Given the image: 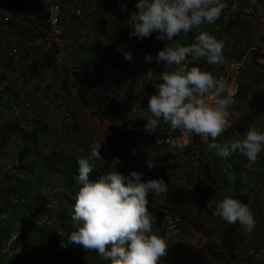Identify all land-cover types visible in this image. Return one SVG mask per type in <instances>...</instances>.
<instances>
[{"label": "clouds", "instance_id": "obj_1", "mask_svg": "<svg viewBox=\"0 0 264 264\" xmlns=\"http://www.w3.org/2000/svg\"><path fill=\"white\" fill-rule=\"evenodd\" d=\"M224 1L230 2V0H136L135 8L138 11L130 14L129 23L127 24L130 28L129 37L143 40L151 37L154 32L158 33L149 41V45L151 44L149 48L145 49L144 47V59L147 64L142 65V68L145 72L147 68L149 82L151 81L152 85L155 83L152 80L154 71L156 74L159 71L156 72V68L152 69V66L156 63L158 70L161 67L160 63H165L167 66L175 65L176 67L173 71L160 72L158 79L160 83L154 84L155 92L148 99H144L143 95H141V90H139L140 87H138L139 85L141 88L143 87L144 80H146L144 78L136 84L135 82H130L126 89L127 91L120 94V96L121 101L124 102V116L129 120L137 115L142 117L144 121L142 126H144V131L147 133L145 135H154L158 132L162 128L160 125L162 120L173 129H182L187 133L198 135L197 141L199 142L200 140L202 146L207 145L208 150H214L219 159H225L224 163L227 158L233 157L235 162L241 165V168L243 165L245 172L251 174L258 155L264 151L263 124L261 128L248 126L243 133H239V138L234 140L226 139L222 145L210 140V137L214 141L222 133L228 131L226 127L230 117V107L235 103L234 95L236 92L234 95L230 92H225V84L219 79L222 75H226L225 73H220V68L224 66L226 61L223 52H225V41L228 38L217 39L208 32L201 31L196 33L193 30L200 28L203 24L211 25L220 19L223 9L226 8ZM120 10L122 12L125 11L126 5H121ZM262 12H264V9ZM251 18H254L257 23V19L254 16L233 14L229 21L224 20L223 23L226 22L227 27L222 29L230 38L229 24L232 20L239 19L241 21ZM261 23L263 24V21ZM259 28L262 29V25H259ZM181 33L183 34L180 35ZM188 33L192 34L190 35L191 37L186 36ZM261 33L263 32H258L257 39L260 38L262 40ZM47 34L49 36L48 27ZM184 37H186V40H183ZM179 38L181 39L180 42H178ZM155 39L161 40L160 48L164 46L157 54L155 53L157 48L153 44L156 42ZM239 44L244 46L242 43ZM228 55L231 59V55ZM252 55L256 56L259 65L262 66L259 53L251 52L245 68ZM123 56L126 61L130 62L132 60L131 51H124ZM191 62L198 63L199 67L194 65L189 68L188 65ZM205 63L219 65V67L213 70L215 73L212 74L210 71H206ZM92 65H94L93 62ZM133 67L129 68V74L126 77L129 78L131 73H137L138 76L137 70L133 69ZM245 70L243 69L240 73ZM261 70L263 72V66ZM240 73L229 77L231 78L228 81L229 87L233 85L237 90V80ZM111 76L114 78L112 81L119 82L123 80L115 77V75L111 74ZM262 78L264 80V77ZM232 80L235 81L232 82ZM124 96L127 97L124 99ZM129 96L131 99L128 98ZM257 118L260 120L259 117ZM259 122L255 121L254 123L256 125ZM200 136L203 140L199 139ZM69 145L67 144V146ZM195 145L202 152L203 163L202 168L199 170L201 172L205 170V153L196 142ZM101 146V142H93L90 145V155L86 158L77 159L78 174L75 179L79 187L76 197L73 193L70 200L67 198L61 199V195H57V193L61 192L62 188L52 184L57 190L58 205L63 207L66 204L69 206V212L66 213L74 223L71 227L76 228L67 236V242L64 243V246L73 245L71 250H75L74 245H79L85 251H95L100 258L110 261V264H167L163 257L167 254V250L171 245H169L171 233L168 234L162 228V223L156 226L153 232L156 217L149 211L148 207L149 194L157 198L167 197V182L163 177L145 180L144 173L136 170H130L128 174H123L117 167V165L122 163L118 156L114 157L113 162L110 164L111 167L107 171L96 179H90V174L97 169L91 161L104 160L100 152ZM174 150L184 158H181L180 165L173 163L171 167L175 166V168L179 169L181 166L187 165L189 170L194 172L189 153ZM137 153L138 150L135 149L133 143V148L129 151V155H137ZM243 156L252 165L251 170L245 169L246 161L241 160ZM182 160L183 162L181 163ZM165 161L170 163L173 160L168 155ZM145 164L149 170L155 166L149 159L145 161ZM168 169L170 167H167ZM235 170L234 165L230 164L228 172L232 175ZM20 171L31 174L27 170ZM16 172L11 175L14 178L12 183H10L11 192H13L12 185L17 175ZM181 173L182 170L177 172L174 178L183 183L185 178H182L184 173L183 175ZM37 175L43 179V184L50 182V180L46 181L48 179L47 176L45 178L42 176L43 174L37 173L36 177ZM10 180L12 179L10 178ZM252 180L254 178H249V189H253L250 187ZM20 184L26 185L24 192L27 193L33 181L27 179L21 181ZM187 191L189 192V190ZM60 214L62 215V212ZM213 215L220 217L227 224L239 223L243 231L249 234L255 230L257 223L250 206L231 195H226L217 203ZM5 216L7 215L5 214ZM30 228L35 227L30 226ZM164 231L166 232L165 236L158 235L159 232L164 234ZM51 235L50 237H44L45 234L42 233L37 235L39 236L37 243L43 240H46L45 243H47L52 237L56 238V233ZM33 236L36 238V235ZM84 257L87 258L86 256L78 257L77 263L82 264Z\"/></svg>", "mask_w": 264, "mask_h": 264}, {"label": "built area", "instance_id": "obj_2", "mask_svg": "<svg viewBox=\"0 0 264 264\" xmlns=\"http://www.w3.org/2000/svg\"><path fill=\"white\" fill-rule=\"evenodd\" d=\"M42 2L47 17L49 36L42 44L43 49L41 48V50L34 48L33 44L26 42L18 34L14 33L10 28L11 16L5 13L4 7L0 5V20L5 25V29L0 32V44L7 48L6 63L11 70L9 74L13 75L16 80L22 79L20 81L24 84L13 100L12 111L15 112L16 116H21L27 112L38 118L53 119L58 126L56 139L62 144L69 145L79 139V132L77 133L75 130L72 113L59 104L52 89H47L31 81V67L36 61L42 60L46 52L53 46L56 48L54 62L57 64H64L66 57H71L77 49L85 46L83 36H85L86 32L78 34L67 29L66 21L68 16L81 19L86 15V8H88V13L90 14L100 12L105 19L120 21L115 25L109 36L102 35L96 38L93 64L99 65L121 79H124L129 74V68L147 64L144 59V44L152 40L158 33L154 32L151 37L143 40L129 37L130 28L127 24L129 23L130 14L138 11L135 8L136 0H103L102 2L92 1V3H89V0H42ZM224 4L226 8L222 11L220 21L214 23V32H220L222 29L220 26L221 22H224V20L229 21L233 14L251 15L262 21L260 16L262 15L261 11L264 9V0H230V2L224 1ZM121 5H126L128 11L125 18L119 19L117 11L121 8ZM198 29L202 30L203 25ZM199 30L193 31L198 33L200 32ZM227 38L224 51L231 55V59L227 64L226 75H222L219 79L225 84V92L229 93L233 89L232 94H234L236 88L233 85L229 87L228 78L236 76L245 69L246 61L251 52L259 53L260 63L264 67V42L258 38L255 44L246 50L241 44L230 43V38ZM124 51H131L132 60L130 62L124 59ZM156 65L157 63L152 66V69H155ZM5 86L7 85L5 84ZM197 138L198 135L196 134L187 133L182 129H173L168 125L165 129L160 128L154 135L134 138L133 143L135 149L142 152L162 147H171L179 152H188L193 170L198 172L202 168L203 161L201 149L195 145ZM77 150L82 151L81 144H79ZM258 158L264 162V151L258 155ZM245 169L251 170L252 165L246 162ZM262 171L263 176L261 178L250 182L251 188L264 191V170ZM20 172L15 176V181L12 185L13 195L10 200L12 204L24 208L25 217L30 221L25 224H13L10 226L7 235L0 242V258L2 262L5 264H28L26 260L28 256L30 254L34 255L38 246L45 243L46 240L37 243L39 240L37 235L36 238L31 236L30 240L22 238L24 228L29 226L41 227L45 232L56 230L58 247H49L46 250V256L54 257L58 253H68L73 245L64 246L67 238L58 230V221L54 216V210L59 203L55 186L49 184H42L44 186L41 187L31 186L26 193L21 188L20 182L27 180L30 174L25 171ZM192 187L190 188L192 189ZM9 206L11 207V205ZM161 223L162 228L168 234L171 233L172 238L171 246L163 257L165 263L188 264V250L182 238V217L166 211ZM22 242H24V245ZM250 256H264V246L254 248Z\"/></svg>", "mask_w": 264, "mask_h": 264}, {"label": "trees", "instance_id": "obj_3", "mask_svg": "<svg viewBox=\"0 0 264 264\" xmlns=\"http://www.w3.org/2000/svg\"><path fill=\"white\" fill-rule=\"evenodd\" d=\"M43 10L45 12L44 6H43ZM44 14L45 15L43 16V19L46 20V13ZM238 22L239 19L232 20L231 23L229 24V29L235 26ZM253 29H254V33L256 34L262 31V29L260 28L259 30H257V27H254ZM260 35L262 38L263 33H261ZM55 51L56 48L54 46L50 48L48 52L44 55L42 60L36 61L33 64L32 69L44 65L49 66L52 63L54 64ZM227 57H229L228 54ZM252 58H254L252 60L253 63L249 66V69L248 70L246 69L243 72V74L238 77L237 80L238 87L236 90V94L234 95L235 102L237 101L238 102L237 104L234 105L235 106L234 109L237 110L242 104H246L249 109V115L253 119L254 118L257 119V117L262 116L263 121L261 122L264 125V80L262 78L264 74L261 70V66L259 65V62L256 60V56L252 55ZM229 61L230 60L226 58L224 66L220 68L221 69L220 73H225L227 71L228 68L227 63ZM188 67L190 68L191 65L189 64ZM156 72H158L157 66H156ZM210 72L212 74L215 73L212 71ZM71 74H72L71 77L73 79V84L78 87V92L81 95L84 96L86 93H89L91 96H93V98L97 102L103 104L104 107L101 116L104 120L111 123L114 122L117 123L120 121L125 122L129 120L123 114L124 102L121 101V96L119 91L112 89V82H113L112 79L114 78L104 68L100 67L99 65L89 64L87 61L81 64L79 68L73 70ZM5 75L6 74H4L2 70H0V120L4 119L3 117L4 113H8L10 120H3V122L0 123V153L3 152L4 150H6L7 154L12 152V150L8 148L11 147V144L17 141L13 135V132L15 129L18 130V132L20 133V138L18 139L19 140L18 143L19 146L17 147L18 162L16 164V167L20 170H27L28 172L33 171L32 172L33 174H37L39 171L43 175L47 176L48 179L49 177H51L50 182H54L56 187L62 188V191L58 192L57 195H61L60 197L61 199L67 198L68 200H70L72 194L75 193L77 186L75 178L78 174V165H77L78 158L76 157V155L68 151L65 152L63 150H58L55 151L54 153H51L45 151L40 146L43 145L42 144L43 142H40L39 133L42 131L43 126H41V123L31 122L29 124L30 125L29 127H24L23 120L26 117L16 116L15 112L12 111L13 100L16 98L18 91H13L11 88H9L10 86H5L4 83L8 78V76L6 77ZM128 98L131 99L130 96ZM142 125H144L143 120L142 121L135 120L133 122V126L136 128ZM160 125L164 129L168 127V124L163 122L162 120L160 122ZM249 125L247 124L238 125V121L232 123L230 129L225 133V135L223 137L220 136L223 139L222 142H225L226 139H228V135L230 134L232 135L237 133L240 134L243 133L244 130ZM123 127L124 129H126V126ZM218 138L219 137H217L213 141L212 138L210 137V140L212 142L222 145V143L218 140ZM158 151H161V153H165V155L168 154L171 157L176 156L177 154V152L174 149H171V147H162V148L152 149L147 152H142L138 150L137 155H129V162L131 164V167H133L136 171L143 172L145 180H147L148 176H150V178L163 177L168 185L167 197H171L174 199L173 202L174 208L171 207L165 209L163 208V206L160 205L156 207L154 202H151L150 200L151 194H149L148 196L149 211L156 217V223L153 225V232H154V228L161 224V221L163 219V210H167L176 213L182 217H185L184 215L181 214V211L179 210L180 205H182L181 201L183 200L184 203L185 199L180 198L179 195H181V192L178 190L177 191L174 190V187L167 179V175H165L167 166L159 163L157 167L155 166V168L149 170L147 165L145 164V161L147 159L151 160L152 162H155V157L152 158L150 154ZM12 154L14 155V153H10L9 155L12 156ZM38 163L41 164L40 166L43 167V170L39 169L38 171H35V166ZM222 164H226V167H230V164H233L236 169L235 173H233L235 174L234 181L230 179L232 175L229 176L226 173L224 174L225 183L229 185L231 182L232 185L229 186L230 189L228 188L229 191L226 192V195H231L237 199H240L242 202L247 203L248 195H249L248 192H250L248 186L250 173L245 172L243 169V165L241 168V165L238 162H235L233 157L227 158L225 163L222 161ZM204 169L205 171H207L208 174L211 172L210 166L207 162L204 164ZM104 172L94 171L92 174H90V179H96ZM215 188H218V184H215ZM5 189L6 187L4 186V190ZM0 194H1L0 198L4 199V195L6 196L7 192H3ZM202 198L208 200L212 199L210 203L214 206V210L217 203L220 201V199L217 196H211V197L202 196ZM7 208H9V206H7ZM24 219L26 220V222L30 221L26 217ZM29 227L24 228L22 238L29 239L30 236L39 235L41 233L45 234L44 237H50L52 236L51 234L56 233V230L45 232L44 229L41 227H35L30 229ZM239 227H240L239 223L227 224L225 231H223V233L219 236L220 238L217 240V244L219 245V247L222 248L223 251L215 252L211 247H209L208 252L213 257H218L220 259H228V258L235 259L238 256V248L242 241L241 236L238 234ZM72 228L69 229L71 230ZM72 231L74 230H71V232ZM4 237L5 234L2 233L0 230V242L2 239H4ZM22 243L24 245V242ZM49 247H58L57 238L52 237L47 243L40 245V247H38L37 250L35 251L34 256L30 254V256H28V258L26 259L28 261V264H78L77 263L78 256L82 255V253L85 252V250L81 248L80 252L77 253L75 250H70L68 253H58L57 255L54 256V258H52L55 262L50 263L47 262L46 261L47 259L45 258L47 257L46 250ZM88 253L90 256L94 258V260L98 258L95 264H110V261L98 257L95 251L89 250ZM36 258H38L37 261ZM41 260L43 263H41Z\"/></svg>", "mask_w": 264, "mask_h": 264}, {"label": "rangeland", "instance_id": "obj_4", "mask_svg": "<svg viewBox=\"0 0 264 264\" xmlns=\"http://www.w3.org/2000/svg\"><path fill=\"white\" fill-rule=\"evenodd\" d=\"M240 24L244 27L242 28H250V31L246 33L244 31L242 32H238L239 35L236 34L237 37L241 38L239 41V43H242L246 49L252 47L255 43V40L257 39L258 33H254V27H257V24L255 21H253L252 19H243L241 21H239ZM15 25V24H13ZM258 30V28H257ZM15 31V30H13ZM16 32V31H15ZM263 35H262V40L264 38V30H262ZM229 35L233 38H236L234 36L233 31L231 33H229ZM236 38V39H239ZM180 38L179 41L180 42ZM155 44L154 47L157 48L156 50V54L158 53L159 50H162L164 48L159 47V45L161 44V40H157L155 39ZM173 43H175L173 41ZM33 47L35 48V46L33 45ZM254 58H251L247 64V67L245 69H249V66L253 63L252 60ZM248 60V59H247ZM257 60V59H256ZM81 65V63L79 62H75V60H70V61H65L64 64H56V63H52L49 66L44 65L41 67H37L32 69L31 67V72H32V78L31 81H33L35 84H38L40 86H44L47 89H52L57 97V100L59 101V104L65 108L66 110H68L70 113H72L73 117H74V123H75V130L76 132L79 134V139L70 143L69 146L67 145H63L61 142L58 141V139H56L57 135H58V126L56 125L55 121L53 119H47L44 117H35L34 115H30L27 112L23 113V115L21 116H25L26 118L23 120V125L24 127H29L31 122H37V123H41V126H43L42 131L39 133V137H40V142H43V145H40L45 151L47 152H51L54 153L55 151L58 150H63L65 152H71L72 154L76 155L77 158H81V157H87L88 155H90V145L93 142H101L102 146L100 149L101 152V156L103 157L104 160H93L91 161V163H93L96 166V170H98L97 172H104L107 171L108 168L111 167V163L114 160V157H120L122 163L117 165L118 169L120 172H122L123 174H128L130 170H135L133 167H131V164L129 162V151L133 148V139L136 138L137 136L140 135H145L147 134L144 131V126H139V127H134L133 126V122L135 120H142V117H140L139 115L131 117L130 120L128 121H120V122H108L106 120H104L101 116V113L103 111V104L97 102L93 96H91L89 93H86L84 96L81 95L78 92V87L76 85L73 84V79L71 77V73L73 72V70L79 68ZM161 68V67H160ZM164 68V66L162 67V69L160 71H162ZM262 68V66H261ZM0 70L3 71V65H0ZM244 72V71H243ZM242 73H240L239 76H241ZM142 73L138 72V76L137 73H131L130 77H126L123 80L118 81H113L112 82V89L113 90H118L120 94H123L124 92H126L127 87L129 85L130 82H135L139 83V80L141 79H146L144 80L145 83L143 85V87L141 88V86L139 85L138 87H140L139 90H141L144 99H148L155 91H153L152 89L155 88L154 85H152L147 76L145 75H141ZM238 76V77H239ZM22 79L16 80L13 78V75L8 73V80L5 81L4 84H6L7 86H10L9 88H11L13 91H19L22 86L24 85L23 82H21ZM153 82L157 83V79L155 80L154 78L152 79ZM263 86V85H262ZM234 90L231 89L230 93H232ZM228 93V92H227ZM225 93V94H227ZM234 95V94H233ZM127 96H124V99ZM238 102V101H237ZM237 102L234 103L237 104ZM232 105L230 107V117L228 120V124L226 129L229 130L231 127V124L234 122L238 121V125H244L247 124L250 125L249 126H255L257 128H261L262 123H260L262 121V118L260 120L257 119H253L250 115H249V109L247 107L246 104H242L237 110L234 109L235 106ZM11 115V114H10ZM4 119L3 120H10V117L8 115V113H4ZM28 117V118H27ZM3 120H0V123L3 122ZM253 120V121H252ZM260 121L259 123H257L255 125V121ZM22 125V126H23ZM13 126V123H12ZM123 126H126V129H124ZM224 134V133H222ZM221 134V135H222ZM13 135L15 137V139L17 141H15L13 144H11V148H17L19 145V138H20V133L18 132V130H14ZM199 139H201V136L199 137ZM200 140L199 142L196 139V143L198 145H200L205 153V160L206 162L210 165H212L214 162H212V156H211V152H208V150L205 151V146H202V144H200ZM79 144H81L82 147V151H78V146ZM3 153H6V150L3 151ZM4 155V154H1ZM177 159L183 158L181 157V154L177 152ZM150 156L152 158L156 157H160V156H165L166 158L164 160H167L168 154L165 155V153H161V151L158 152H154L151 153ZM184 156V154H183ZM155 157V158H156ZM242 161H246V157L243 156V159L241 158ZM8 161V166L4 169V162ZM97 161L100 162L99 164H97ZM183 162V160L181 161V163ZM247 164L249 163L248 161H246ZM13 163V160L11 159H4V157H0V182H3L5 179V177L3 176V174H5V170L9 171L10 170V165ZM155 164V166H158V162L155 161L153 162ZM219 163H222V160L219 161ZM41 164L38 163L35 166V170H37L36 168L38 166H40ZM162 165H166L168 168L170 167V163L168 162H163ZM180 165V164H179ZM154 166V168H155ZM182 173H184V175H186L187 170H189V167L187 165H184V169H181ZM258 171H260L262 173V170H260L259 168H257ZM6 171V172H7ZM190 171V170H189ZM33 172V171H32ZM21 172H16V174H19ZM39 174L42 175V173L38 172ZM235 174H232V177L230 178L232 181H234L235 179ZM43 177L46 178L45 175H42ZM4 177V178H3ZM48 178V177H47ZM150 176L147 177V179H149ZM28 179H30L31 181H33L32 186L35 187H41L44 186L43 184V179H41V177L39 175H37V177H29ZM51 179V177H49V179H46V181H49ZM6 183V182H5ZM3 183V185L5 184ZM208 183V182H207ZM49 185L53 186L52 184H55L54 182L50 183L48 182ZM5 186V185H4ZM23 190L25 189L24 184H21ZM174 188H177V185H173ZM78 187L79 185L76 186V190L74 193V196L76 197V193L78 191ZM208 188H210L211 190L213 189L211 187V184L208 185ZM36 189V188H35ZM5 192V190H4ZM251 192V191H250ZM250 192H248V194H250ZM1 195V194H0ZM263 194H261L259 196V204L263 205ZM211 200L208 199H199L197 204H195L194 206H192L191 208H187V205H180L179 210L184 214V220H188L187 226L189 228H191V226H197V222L199 221V219H204L201 225H199V227L197 228L198 230H202V232L205 234L208 230L211 231H215L217 229V231L221 233H223V231H225L226 225L227 223L225 221H223L222 219H220L219 217H216L213 215L214 212V206L210 203ZM69 206H67L66 204L63 205V207L61 205H58L57 208L54 210V216L56 217V220L58 221V229L62 232V235L64 237L67 238V236L71 233V230H76V228H72V224L73 221L71 220V217L66 213L69 212L68 209ZM9 208H7V204H6V196L4 195V199L0 198V219L5 220L8 219V221H13L15 223V221L17 220L18 223L17 224H25L26 220L24 219L26 216V213L24 211V208L22 206L20 207H11L9 210ZM62 212V215L60 214ZM253 212V211H252ZM7 215L4 216L5 219L2 217V215ZM64 216V217H63ZM260 219L262 220V222H264V208H262L260 210ZM208 218L212 219L213 224L209 227L210 223ZM196 219V221H195ZM198 220V221H197ZM195 222V223H194ZM13 223V224H14ZM192 223V224H190ZM184 224V225H185ZM69 228H72L71 230ZM192 229V228H191ZM244 231L242 229H238V233H243ZM207 234V233H206ZM259 233H246V237L249 240V242L253 241L255 242V245L251 246L252 249L254 248H258L260 247V245H262L264 243V239H262L261 236L258 235ZM171 239V238H170ZM216 244V243H215ZM170 245V244H169ZM257 247H254L256 246ZM171 246V245H170ZM216 249L218 252H222V248L219 247L218 245H215ZM80 247V248H79ZM76 253L80 252L82 246L79 245H75L74 246ZM256 250V249H255ZM88 251H85L84 253H82V255H79V258H82L83 256H88ZM47 260V262L50 263H54L55 261L53 259H51L49 256L45 257ZM86 260V261H84ZM84 260L82 262V264H90L89 263V259L84 257ZM40 263V262H39ZM41 263L42 260H41Z\"/></svg>", "mask_w": 264, "mask_h": 264}, {"label": "crops", "instance_id": "obj_5", "mask_svg": "<svg viewBox=\"0 0 264 264\" xmlns=\"http://www.w3.org/2000/svg\"><path fill=\"white\" fill-rule=\"evenodd\" d=\"M92 1H97V2H102L103 0H92ZM91 0H89V3H92ZM132 1V0H131ZM43 2L42 0H0V5L4 6V12L7 13L9 16H11V21H10V28H12V30H15L16 33L22 38L24 39L26 42H29L31 44H33L36 48H38L39 50H41V48L43 49V43L44 41L48 38V34H47V22L46 20L43 19V16L45 15L44 10H43V6H42ZM86 15L81 18V19H76L75 17H69L67 18L66 21V28L71 30L72 32H77L79 33H83L86 32L85 36H83V40L85 42V46L80 47L79 49H77L74 54L71 57H66V61H70V60H75V62H79L81 64H83L84 62H87L89 64H92L94 56L93 54L95 53V47H94V42L96 40L97 37H100L102 35H106L109 36L111 34V31L113 30V28L115 27V25L120 22L118 20H113V19H105L102 17L100 12H97L96 14H90L88 13V8H86ZM121 8L118 9L117 11V17L119 19L121 18H125V16L127 15V11L128 9H126L125 11H121ZM262 12V11H261ZM261 20L263 21V24L261 23V21H258L257 19V24L258 25H262V30H264V12H262V15L260 16ZM253 21H255L254 18H251ZM249 20V19H248ZM220 21V19H218L216 22ZM15 24V25H13ZM213 26L214 23L209 25V24H203V29L199 30L201 31H205L208 32L212 35H214L217 39L218 38H223L225 36L228 37V35L226 34L225 31H223V29L220 32H214L213 31ZM221 28L223 27H227L226 26V22L223 23L221 22ZM244 26H242L240 24V22H238L235 26L231 27L229 29V32L231 33L233 31L234 36L236 38H239L236 36L239 35L238 32H242L244 31L246 33L250 31V28H242ZM259 30V26L257 27ZM5 29V25L1 22L0 20V32L2 30ZM14 31V32H15ZM183 33H181L180 35H182ZM192 35L191 33H188L186 36H190ZM191 37V36H190ZM230 43H234L239 44V39L233 38L231 37ZM166 39V38H165ZM194 39V38H193ZM183 40H186V37L183 38ZM165 42V41H164ZM169 42V41H168ZM144 44V43H143ZM155 44V42L153 43ZM184 44V43H181ZM151 45V44H150ZM149 42L148 44H146L144 47L149 48ZM151 52V51H150ZM227 53L228 52H223L225 60L226 58L230 59L229 57H227ZM7 48L4 47V45L0 44V65H3V72L4 74H6L5 76H8V73L11 71L10 68L7 66ZM149 54V53H147ZM151 54V53H150ZM192 66H198V63L195 62H191L189 63ZM224 64V63H223ZM161 68H159V72L158 74L155 73L154 71V79H159V74H160V70L162 69V67L164 66L162 71H173L175 70V65L173 66H167L165 65V63H160ZM206 65V71H212L216 70L218 68L219 65H210L205 63ZM141 65H137L134 66L133 69L137 70V72H141L142 75H146L147 76V68H146V72L142 69ZM231 78H228V81H230ZM235 80H232V82H234ZM160 83V80H157V83L154 84H158ZM153 84V85H154ZM153 91H155V88L152 89ZM262 116L259 117V119H261ZM258 121V120H257ZM225 134V133H224ZM223 137V134L220 135ZM218 136V140L223 144L225 142H222L223 139ZM239 138V133L238 134H230L228 135V140H234ZM210 143V142H209ZM8 149L12 150V152L10 153H14V155L12 154V156H10L7 153H0V157H4V159H11L13 160V163L9 166L10 170L7 171L5 170V174H3V176L5 177L6 180H4L3 182H0V193L4 192V185L6 187L5 192H7L6 195V201H7V206L11 205V207L15 208L18 207L15 204H12L11 202V197L13 195V192H11V187H10V183H12V181L14 180L13 176L16 171H20V169H18L16 167L17 164V148H11L9 147ZM205 150L207 149V145H205ZM208 152H211V156H212V162L215 161V163H213L212 165H210V169L211 172L208 174L207 171H198V172H192L187 170V174L184 175L182 178H185V182H180L179 180H176L174 177L176 176V173L181 171V169H184V166H181V168L177 169L175 168V166L171 167L172 164H180V159H177V155L176 156H169V158L173 161L170 162V169L166 170L165 175H167V179L170 181V183L173 185H177L176 191H180L181 195L180 198L185 199L184 203L183 200L181 201V204L187 205V208H191L192 206H194L195 204H197L198 200L202 198V196H207V197H211V196H217L220 200H222L224 198V196L226 195V192L229 191L231 185V182L229 185H227L224 181V174H229V176H231V174L228 172V167H226V164H222L219 163L220 160L219 156H217L215 154L214 150H208ZM4 154V155H1ZM156 157V156H155ZM165 156H160L159 158L156 157L155 161H157L158 163L162 164L163 162H165ZM184 158V157H183ZM225 159H223L222 161L224 162ZM227 160V159H226ZM240 160V159H238ZM100 162L97 161V164H99ZM8 166V161L4 162V169ZM257 168H259L260 170H264V162L263 160L257 158V161L255 162V164L253 165V170L251 172V174H249V178L251 179H255V178H261L263 175V173H261L260 171L257 170ZM38 171L39 169L43 170V167L38 166L36 168ZM172 169V170H171ZM7 171V172H6ZM97 171V170H95ZM30 177L35 176L36 174H33L32 171H29ZM39 172V171H38ZM224 172V173H223ZM183 175V173H181ZM3 177V178H4ZM9 178H11L12 180H10ZM6 182V183H5ZM208 182V183H207ZM3 183H5L3 185ZM27 184V183H26ZM211 184V187L213 188L212 190L210 188H208V185ZM215 184H218V188H215ZM191 186L192 189L190 188ZM174 187V186H173ZM229 188V189H228ZM189 190V192L187 191ZM250 194L248 195V200L247 203L249 204L251 210L253 211L255 217H256V226H255V230L252 232V234L255 233H259L258 235L262 237V239H264V222H262V220L260 219V210L262 208H264V198H263V205L259 204V196L261 194H263L264 196V191H258V190H253L250 189ZM205 194V195H204ZM184 195V198H183ZM203 199V198H202ZM151 202H154V204L156 205V207L163 206V208H174L173 202L174 199L171 197H164V198H157L154 197L153 195H151ZM9 206V208H11ZM159 209V208H158ZM165 210H163L164 212ZM182 215H184L181 212ZM2 217L5 219L4 215H2ZM204 219H199V221L196 223L197 226H191V228H189L187 226L188 220H184L183 217V223H182V233H183V240L184 243L187 246V250H188V264H264V256H256V257H252L250 256V254L252 253V248L251 246L255 245V242L251 241L249 242V240L246 237V233H238L241 238V244L238 248V256L235 259H220L218 257H213L209 252H208V248L211 247L215 252L217 251L216 246L217 244V240L220 238L219 236L222 234H220L219 231H217V229L215 231H211L208 230L205 234L202 232V230L198 231V227L199 225L202 224L201 221H203ZM209 220V227L213 224L212 219L208 218ZM196 221V219H195ZM13 221H8V219L2 220L0 219V230L2 233H4L5 235H7V232L10 228V226L13 225ZM18 223V221L16 220L14 224ZM195 223V222H194ZM185 224V225H184ZM192 224V223H190ZM240 229H242V226L240 225L239 227ZM243 230V229H242ZM165 231L164 234H162L161 232L158 233V235L160 236H165ZM172 243V239H169V244ZM216 243V244H215ZM219 246V245H218ZM264 246V243L262 245H260V247ZM254 247H257L254 246ZM34 256V255H32ZM97 257V256H96ZM99 257V256H98ZM87 259H89L88 261H90V264H95L96 261L98 260L95 259L88 255ZM0 264H5L4 262L1 261L0 259Z\"/></svg>", "mask_w": 264, "mask_h": 264}]
</instances>
